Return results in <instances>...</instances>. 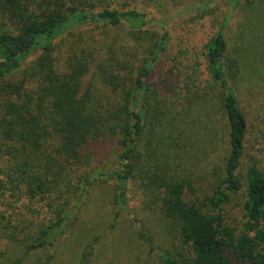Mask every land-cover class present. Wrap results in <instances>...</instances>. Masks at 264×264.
<instances>
[{"label":"trees","instance_id":"obj_1","mask_svg":"<svg viewBox=\"0 0 264 264\" xmlns=\"http://www.w3.org/2000/svg\"><path fill=\"white\" fill-rule=\"evenodd\" d=\"M99 1L0 0V154L10 153L20 162L19 182L9 181L11 191L24 184L28 196L55 202L54 220L27 248L50 247L60 238L91 175L99 174L113 181L123 210L130 182L139 178L143 196L158 209L180 249V262L164 251L165 264H264V169L250 165L244 180L238 173L248 124L235 89L240 62L229 53L224 34L229 15L204 45L211 79L220 90L228 148L211 193L200 198L189 180L169 176L161 165H145L139 145L148 78L168 41L165 27L147 35L148 56L139 65L132 66L133 51L127 46L121 48L122 59L111 52L105 61L98 60L102 54L97 48L80 45L71 46L64 61L58 58L57 39L74 38L73 29L86 25L125 26L134 39L150 33L146 26L151 19L144 12L125 1L98 6ZM225 1L229 9L249 2ZM34 51L39 55L27 63ZM106 136H117L115 163L73 176L78 166L87 165L89 145ZM7 190L0 177V205ZM240 191L244 221L237 230L227 221L224 205Z\"/></svg>","mask_w":264,"mask_h":264},{"label":"rangeland","instance_id":"obj_2","mask_svg":"<svg viewBox=\"0 0 264 264\" xmlns=\"http://www.w3.org/2000/svg\"><path fill=\"white\" fill-rule=\"evenodd\" d=\"M108 1L112 0L97 4ZM122 1L151 19L146 26L150 33L134 39L125 26L86 25L73 29L74 38L57 39L56 54L64 61L71 46L94 47L102 54L98 60L105 61L111 52L122 59L121 48L127 46L135 66L148 56L147 35L160 34L165 27L166 48L148 78L147 117L139 144L144 164L161 165L169 176L189 180L200 198L211 193L228 144L220 90L211 79L204 45L229 15L224 34L229 53L240 62L235 89L248 124L238 173L244 180L250 165L264 169V0H249L234 9L225 0H211L210 5L205 0H113L114 4ZM39 53L34 51L26 62ZM19 76L20 72L14 75ZM89 77L82 80V90ZM116 140L117 136H106L89 145L87 165L78 166L73 176L84 174L85 169L110 168L117 159ZM16 167L20 162L12 154H0V177L9 188L0 205V264H165L164 251L180 262L177 242L168 234L158 209L143 196L138 177L130 182L128 206L123 210L113 181L92 174L60 238L50 247L29 250L39 231L54 220L55 202L28 196L24 184L11 191L9 181L19 182ZM242 201L240 191L224 205L227 221L237 230L244 221Z\"/></svg>","mask_w":264,"mask_h":264}]
</instances>
